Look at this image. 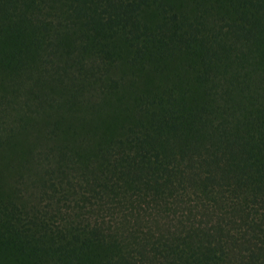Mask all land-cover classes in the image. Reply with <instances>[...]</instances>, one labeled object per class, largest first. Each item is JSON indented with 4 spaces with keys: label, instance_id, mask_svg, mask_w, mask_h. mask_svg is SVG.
<instances>
[{
    "label": "trees",
    "instance_id": "trees-1",
    "mask_svg": "<svg viewBox=\"0 0 264 264\" xmlns=\"http://www.w3.org/2000/svg\"><path fill=\"white\" fill-rule=\"evenodd\" d=\"M0 264H264V0H0Z\"/></svg>",
    "mask_w": 264,
    "mask_h": 264
}]
</instances>
